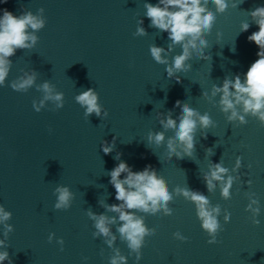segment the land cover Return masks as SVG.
<instances>
[{
    "label": "water",
    "instance_id": "water-1",
    "mask_svg": "<svg viewBox=\"0 0 264 264\" xmlns=\"http://www.w3.org/2000/svg\"><path fill=\"white\" fill-rule=\"evenodd\" d=\"M145 2L156 4L158 0H0V16L5 9L19 16L24 10L36 14L43 7L46 18V26L37 33L36 47L17 50L10 58L13 64L6 83L22 75V70L34 69L37 84L48 80L64 93L62 109L51 111L49 103L37 113L32 101L42 94L35 87L27 93L0 87V205L12 213L8 223L14 231L7 241L12 264H109L111 249L102 237L93 239L95 229L86 211L105 212L99 200L119 203L107 175L119 163L114 159L118 152L133 171L151 165L170 190L188 186L222 209L218 218L222 231L214 245L207 243L209 237L196 217L195 206L183 197L174 196L169 205L171 216L138 213L144 215L149 228H156V234L146 238L139 264H264V127L252 117H246V125L230 124L218 106L202 97L213 84L221 86L226 76L239 74L243 79L258 59L259 48L247 37L259 28L248 12L264 6V0H245L217 14L207 36L212 47L206 51L212 59L194 57L189 61L191 70L177 74L179 83L168 78L165 66L150 55V44L167 48L169 40L167 33L149 27ZM209 7L214 10V5ZM138 19H143L147 36L133 35ZM242 22L250 23L247 32H240ZM217 32L221 33L219 40ZM180 52L177 46L173 55ZM89 88L99 94V103L109 113L106 119L95 114L86 119L84 109L75 102V96ZM177 100L201 114L207 112L215 127L205 130L206 139L198 128L192 159L173 156L169 161L164 145L147 146V135L163 130L158 113L171 110L174 119L180 114ZM171 135V131L166 133V137ZM114 137L115 149L105 155L101 142L111 143ZM216 143L215 154L206 156L205 149ZM237 156L242 157V167L232 175L239 174L241 179L233 184L232 198L223 200L219 188L208 193L202 174L209 164L221 160L231 170ZM247 180L252 181L250 187ZM57 186L73 192L70 209L54 210ZM249 192L260 202L259 226L253 225L251 214L245 211ZM225 209L231 213L228 223L223 221ZM176 231L187 241L175 240L172 234ZM50 233H55L51 243ZM116 235L115 246L128 256L126 243ZM58 238L64 240L63 251L56 243ZM128 264H136L134 256H129Z\"/></svg>",
    "mask_w": 264,
    "mask_h": 264
},
{
    "label": "clouds",
    "instance_id": "clouds-1",
    "mask_svg": "<svg viewBox=\"0 0 264 264\" xmlns=\"http://www.w3.org/2000/svg\"><path fill=\"white\" fill-rule=\"evenodd\" d=\"M6 3L7 0H4ZM245 0L235 3L234 0H158L156 4L145 2L143 7L146 10L144 15L150 20L149 27L157 29L159 32L168 34L169 43L167 48L157 46L155 43L149 45V52L152 59L159 65L165 66L168 78H175L181 82L178 73H187L191 70L189 63L194 57L196 59L211 60V55L206 51L212 47L208 35H211L217 20V14H224L231 6L237 8ZM214 5V10L209 5ZM43 7L33 14L30 10H24L19 16L14 15L7 9L3 10L0 16V87L8 86L13 91L27 93L35 87L36 91L42 95L37 100L32 101V107L39 113L46 108L49 103L53 105L51 111H56L64 107V93L56 89L50 81L45 80L37 84L38 72L22 70V75L6 83L12 68L13 61L10 59L17 50H32L39 42L37 33L46 26ZM251 21L255 23L259 30L247 37L249 42H253L258 48V59L253 62L244 74L243 79L239 74L234 77L226 76L221 86L213 84L210 92L203 91L202 97L213 106H218L219 110L225 114L226 120L236 126L246 125V117L255 118L261 127H264V6H258L248 12ZM143 19H138L134 36H147L148 32L143 27ZM250 27L249 22H242L240 32H247ZM217 38L221 33L217 32ZM179 46L181 52L173 55L176 47ZM235 51V47L231 49ZM171 57V60L169 59ZM219 97L216 100V97ZM75 102L84 109V116L89 117L95 114L101 120L106 119L108 111L103 109L99 103V94L92 88L81 91L75 96ZM175 107L180 108V114L174 119L172 111L166 114L158 113V121L161 131H149L147 135V146L155 144L157 147H166L167 158L170 161L173 156L177 159L185 157L192 159L196 147V133L198 128L202 132V137L207 138V131L215 127L210 115L205 112L201 114L197 109L187 102L177 100ZM52 130L49 129V132ZM171 131L173 135L167 136ZM166 142V143H165ZM116 137L112 142H101V148L105 155H109L115 149ZM205 149V155L213 156L214 148ZM121 153L114 157L119 163L107 173L110 176L109 183L115 189V199L119 203L107 204L99 200L98 203L105 209L103 213H95L91 208L87 209L86 215L93 222L95 231L92 232L93 239L103 238V242L111 249L108 257L109 264H128L129 256H134L136 264L142 259V248L145 246L146 238L156 234V228H149L145 223L144 215L171 216L173 209L169 206L175 197H183L195 206L196 217L200 221L202 230L209 239L207 243L214 245L219 243L217 237L222 231V225L218 219L222 213L219 204L213 205L208 196L200 191L192 190L188 186L177 185L174 190H170L166 180L158 175L157 171L146 166L141 171H133L123 160ZM242 167V157L237 156L235 164L231 170L219 163H210L208 171L202 174V179L206 185L208 193H214L219 188L220 196L223 200L232 198L231 189L233 184L241 179L238 173ZM250 167V166H249ZM125 174L123 178L121 175ZM250 187L251 180L246 181ZM53 195L56 196L54 210H68L72 206L74 194L67 186H57ZM248 204L245 211L251 214L253 225L259 226L261 208L259 199L255 193H246ZM112 213L115 215H108ZM12 218V213L0 205V225L3 226V238L0 239V264L8 261L12 264L7 249L9 234L14 231L12 224L8 223ZM231 213L223 210L224 223L230 222ZM115 227V233L113 232ZM119 239L126 243L129 249L128 256L121 253L115 246L117 235ZM175 240L186 242L187 237L181 232L173 234ZM55 238V233L48 235V242ZM60 251H63V238L56 239ZM103 255V249L101 250ZM87 260V257H84Z\"/></svg>",
    "mask_w": 264,
    "mask_h": 264
}]
</instances>
